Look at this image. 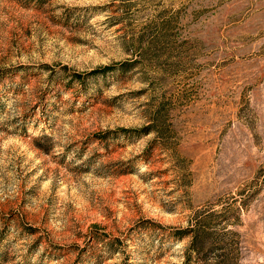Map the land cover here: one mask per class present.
Wrapping results in <instances>:
<instances>
[{"label": "rangeland", "instance_id": "374dc122", "mask_svg": "<svg viewBox=\"0 0 264 264\" xmlns=\"http://www.w3.org/2000/svg\"><path fill=\"white\" fill-rule=\"evenodd\" d=\"M223 246L264 264V0H0V264Z\"/></svg>", "mask_w": 264, "mask_h": 264}, {"label": "trees", "instance_id": "16d2710c", "mask_svg": "<svg viewBox=\"0 0 264 264\" xmlns=\"http://www.w3.org/2000/svg\"><path fill=\"white\" fill-rule=\"evenodd\" d=\"M190 237L191 239L189 241V245L196 254H200L209 248L211 249V242H214L211 240V234L208 232H203L201 229H199V227L198 229L192 230ZM221 250L222 251L213 258L214 261L210 264H231L230 260L231 257H233L232 252L228 250L227 246H223Z\"/></svg>", "mask_w": 264, "mask_h": 264}]
</instances>
